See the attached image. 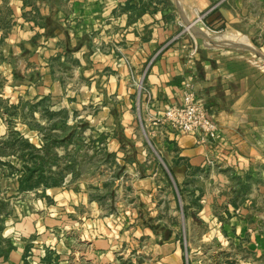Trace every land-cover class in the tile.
<instances>
[{"label": "crops", "instance_id": "obj_1", "mask_svg": "<svg viewBox=\"0 0 264 264\" xmlns=\"http://www.w3.org/2000/svg\"><path fill=\"white\" fill-rule=\"evenodd\" d=\"M187 85L219 140L160 122ZM11 132L63 179L21 190V150L2 149L0 264H185L197 223L264 264V0H0Z\"/></svg>", "mask_w": 264, "mask_h": 264}, {"label": "built area", "instance_id": "obj_2", "mask_svg": "<svg viewBox=\"0 0 264 264\" xmlns=\"http://www.w3.org/2000/svg\"><path fill=\"white\" fill-rule=\"evenodd\" d=\"M130 77L131 84L136 91L135 107L139 114L141 100L146 98L148 93L144 85V74L141 78H137L130 72ZM160 122L174 132L200 135L201 140L217 141L220 139L218 128L207 118L205 110L198 103L189 85L184 87L181 105L169 108Z\"/></svg>", "mask_w": 264, "mask_h": 264}, {"label": "trees", "instance_id": "obj_3", "mask_svg": "<svg viewBox=\"0 0 264 264\" xmlns=\"http://www.w3.org/2000/svg\"><path fill=\"white\" fill-rule=\"evenodd\" d=\"M13 148H19L21 150V154L18 158L22 159L25 164L23 167V177L19 182L21 190H32L39 184H42L45 188L55 187L61 183L63 179L62 172L60 171L55 175L51 172L50 166L48 165L58 163V158L55 155H46L43 151L45 155L40 156L26 141L18 139L16 133L11 132L9 140L0 143V153H4L2 152V149H4L9 151L8 154L12 155L16 152ZM5 154L7 153L5 152ZM0 165L11 168L10 163L7 162H0ZM183 249H185V247H183ZM186 250L188 251L187 248ZM185 264H190L187 258H185Z\"/></svg>", "mask_w": 264, "mask_h": 264}, {"label": "rangeland", "instance_id": "obj_4", "mask_svg": "<svg viewBox=\"0 0 264 264\" xmlns=\"http://www.w3.org/2000/svg\"><path fill=\"white\" fill-rule=\"evenodd\" d=\"M135 109L136 107L134 108V110ZM2 158L5 159L7 157H4L3 154L0 153V161ZM8 158H11V155L8 156ZM83 161L85 162V164L87 163L91 164L90 158L84 157ZM6 170L8 171V173H10L11 169L7 166L0 165V177L2 174L4 176L6 175L4 173ZM103 174L104 173H102V175ZM202 234H203V227H201V225H198V223L196 224V228L190 231L189 236L187 234L185 226H183L181 230V238H182L181 244L183 245V247L188 249V251L187 250L185 251V249H183L182 252L185 258L191 261V264H238L235 261L237 260V258L234 257L233 252L228 250L226 251V249L229 248H225V250L222 251L219 243H215V241H212L211 244L209 242H205V240L202 237ZM129 258L130 257H127V259Z\"/></svg>", "mask_w": 264, "mask_h": 264}]
</instances>
